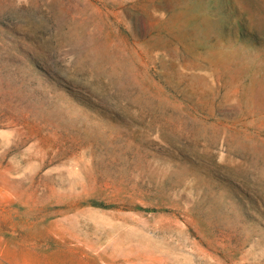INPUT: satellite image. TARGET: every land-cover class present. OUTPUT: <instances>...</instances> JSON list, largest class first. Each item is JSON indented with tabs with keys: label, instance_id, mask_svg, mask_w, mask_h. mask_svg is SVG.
<instances>
[{
	"label": "rangeland",
	"instance_id": "rangeland-1",
	"mask_svg": "<svg viewBox=\"0 0 264 264\" xmlns=\"http://www.w3.org/2000/svg\"><path fill=\"white\" fill-rule=\"evenodd\" d=\"M0 264H264V0H0Z\"/></svg>",
	"mask_w": 264,
	"mask_h": 264
}]
</instances>
